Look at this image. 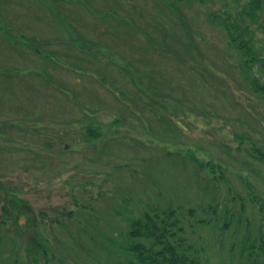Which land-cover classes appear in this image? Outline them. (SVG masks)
<instances>
[{
    "label": "rangeland",
    "instance_id": "374dc122",
    "mask_svg": "<svg viewBox=\"0 0 264 264\" xmlns=\"http://www.w3.org/2000/svg\"><path fill=\"white\" fill-rule=\"evenodd\" d=\"M157 1L0 0L1 123L6 118L19 121L40 119L42 124L37 125L38 130L25 134L12 131V135L20 138L26 135L20 143H30L36 148L37 153L50 155L51 158L50 165L43 170L38 167L43 164L38 159L30 161L28 157L22 156L17 159L16 155L0 153L1 180L8 176L4 180L7 181L9 188L18 186L22 188L23 194H20V198L36 212L35 217L39 220L42 219L41 215L44 212L48 213V218H52L56 210L74 208L73 193L80 203H94L98 215L106 221L112 220L117 228H127L132 217L144 214L149 206L174 208L182 206L180 216L190 233L189 226L191 220L194 221L189 215L190 209H197L198 214L203 216L204 213L199 207L206 209L215 198L227 201L228 184L225 182L219 185L208 184L204 178L205 174L199 172L197 163L190 156L185 155L181 158L182 155L174 154L179 149H190L199 157L208 159L202 156L199 150L202 147L204 151L224 156L216 149V145L221 141L220 136L233 130L238 132L247 128L237 120L241 117L247 122L235 101V93L240 99L246 92L245 84L240 83L243 80L235 66L239 61L238 55L225 44L222 32L206 22V11L212 8L211 5L205 4L206 8H201V4L197 3H193V7L183 5L181 14L186 21L193 24L195 30L205 34V39H194L198 45L192 54L198 60L194 69L191 64H181V71H176L174 65L167 63L169 61L165 60L164 56L154 52L145 34L147 30L154 42L163 44L164 48L176 47L171 37L166 39L155 30L163 27L162 23L156 26L153 23L160 18L164 19L168 29L170 27L164 13L156 8ZM107 11L133 20L138 19L142 25L141 31L133 34L132 38L130 34L125 35L121 32L125 28L117 24V19H102L105 18ZM136 24L140 26L138 22ZM99 25L101 29H98ZM121 33L127 39H124ZM211 40L215 45L210 43ZM100 46L103 50L111 48L123 53L118 55L115 60L117 62L110 58L104 59L103 67L107 69L105 72L100 71V74L104 75L105 81H99L96 75L95 78L92 76L95 72V64L90 61L91 57L86 58L85 55L89 50L92 53L97 51ZM46 55L53 58H46ZM126 56L136 60L137 64H131ZM162 57L164 67L159 64ZM108 63L111 66L107 67ZM210 63L216 65L221 73L233 81L230 83L226 81V86L221 81L210 78L211 76L207 74ZM80 67H82L81 73L73 70ZM133 68L136 71L142 69L146 72L159 73L161 78L163 77L161 81H179V85L174 83L176 88L180 84L186 85L189 88L188 103L190 107L193 106L195 113L192 114L184 105L177 102L183 98V95L174 90H171L173 96L167 100L161 95H153L154 93L148 96L149 99L146 96L142 97L137 91L138 88L133 86L129 88L132 89V94H128L127 103L124 104L112 92V81H116V84L119 83L118 81H130L128 72H133ZM1 69L7 70V77L15 78L16 81H5L1 76ZM30 71L33 73L28 76ZM168 71L170 74H166ZM134 74L137 76L135 71ZM18 81H23L24 84L18 85ZM35 81L41 84L50 81L49 88L52 91L56 88L60 93L53 92L48 103L43 98L33 100L28 95L37 91L35 86L31 88V84H35ZM146 81H136V83L140 88H144L147 85ZM233 82H235L234 86ZM61 88L80 93V90L85 92V88H88L97 98L103 99L100 101L106 104V108L99 110L98 115L89 120L102 133L98 140L83 144L87 138L81 136L84 132L82 129H74L71 134L63 130L61 125L66 124L71 118H81L84 113L91 114L85 109L76 108L72 99L66 101L64 93L60 91ZM82 96L89 99L92 94H82ZM56 97H61L65 106L59 101L53 103ZM153 101L157 104H153ZM87 104L89 107H98L92 105V101ZM170 108H175L173 113L180 117L179 121L182 125L180 128L169 127L174 133H168L165 129L166 141L161 144L160 139L163 138L156 137V133L161 131V128L154 126L152 131L157 132L154 136L149 135L146 133L147 130L141 127V120L147 126H151L148 121L153 125L156 117L160 114L168 115L166 110L169 109L170 113ZM134 110L143 113L140 115L141 120L138 116H132L131 112ZM261 111L259 109V113ZM205 112L221 115L224 121L211 120L210 116L205 118L203 115ZM49 113H53L52 116L55 117L53 120L60 125V127L56 125L57 129L47 126L45 118L40 117L44 114L50 116ZM117 120L119 123H116ZM124 121L126 125H123ZM184 126L187 130L183 129ZM27 128L35 129L34 126ZM7 134L10 137V134ZM69 135L70 138L65 139ZM258 136L261 137L260 133ZM102 140L110 142V146L104 151H101ZM230 140L228 138V142ZM0 143L1 146L11 144L10 141L2 139ZM78 143L85 145L80 151L77 148ZM68 144H72L74 148L64 152L62 149ZM181 153L186 154V152ZM232 157L233 159L221 157L228 168L226 180H230L234 189L246 197L244 185L238 177L241 172L246 171V167H243L244 156L233 154ZM22 160L32 162L29 170H26L23 164L25 161ZM255 166L259 169L260 177L251 180L260 185L264 192V166L261 164ZM199 178L200 188L197 186ZM85 187L86 190L83 189ZM90 194L96 198L95 201L90 200ZM246 199L245 212L251 219V224L253 222V226L258 227L255 222L261 218L262 213L259 207L249 206V200ZM112 209L113 214H111ZM0 218L4 219L2 204ZM20 222L26 223L27 219L23 216ZM243 224L241 227L247 226L245 221ZM104 226H107L105 221ZM47 227V233H50L49 226ZM98 227L104 228L101 224ZM195 230L192 239L198 246H209V250L204 255V259L208 260L205 264H241L242 262L247 264L241 259L238 247L233 256L232 240L226 238L222 240L220 237L218 239L214 229L207 226L197 225ZM233 230L234 227L231 231ZM0 232V235L4 234L5 230ZM237 235L238 239H241L242 233ZM235 241L238 242L236 239ZM0 264L8 263L3 261L1 263L0 256Z\"/></svg>",
    "mask_w": 264,
    "mask_h": 264
},
{
    "label": "trees",
    "instance_id": "16d2710c",
    "mask_svg": "<svg viewBox=\"0 0 264 264\" xmlns=\"http://www.w3.org/2000/svg\"><path fill=\"white\" fill-rule=\"evenodd\" d=\"M193 3L201 4V8H206L205 4L211 5L212 8L206 11V22L222 32L225 37V44L238 55L239 61L235 66L243 80L240 83L245 84L246 92L240 99H238V94L235 93V101H237V106L241 110V115L245 117L248 123L241 117H238L237 120L245 124L247 128L238 132L233 130L226 135L222 134L220 136L221 141L216 145V149L224 156L204 151L202 147L199 150L202 152V156L208 159L199 157L193 151H190V149H179L174 155H182L181 158H184L185 155L190 156L197 163L199 172L205 174L204 178L208 184L214 183L215 185H219L221 182L228 184L227 201L215 198L208 204L206 209L199 207L201 212L204 213L203 216L198 214L197 209H190L189 215L192 217L191 219H194V221L191 220L189 226L190 233L180 216V207L182 206L179 208L170 206L161 207L158 205L149 206L144 214L132 217L127 228H117L112 220L108 219L106 221L98 215L99 212L95 210L94 203H80L73 193L74 208L56 210L54 212L55 216H51L52 218H48V213L44 212L41 215L42 219L39 220L35 217L36 212L20 198V194H23L22 188L20 186L9 188V185L6 183L7 181L4 180L8 176L3 177V180H1L0 174V209L2 204L4 216L3 220L0 218V231L5 230V233L0 235L1 263L3 261L8 264H205L208 263V260L204 259V255L209 250V246H198L196 241L192 239V236H195V229L198 225L214 229V233L218 239L220 237L222 240L224 238L232 240V254L237 251L235 249L238 247L241 259L246 261L247 264H264V192L260 185L251 180V178L260 177L259 169L255 164L264 166V0H158L156 8L164 13V17L169 22L170 27L168 29L164 19L160 18L153 23L155 26L162 23L163 27L155 30L164 35L166 39L171 37L176 47L175 49L170 46L164 48L163 44L154 42L153 37L147 30L145 34L148 41L152 44L154 52L157 55L159 53L161 56H164L165 60L169 61L167 63L174 65L176 71H181V64H191L194 69V66L198 64V60L192 55L196 50V46H198L194 39H205V34L202 31L200 33L195 30L193 24L186 21V18L180 12L183 10V5L193 7ZM95 18L99 20L98 17L95 16ZM107 18L117 19V24L123 25V28H125L121 32L125 35L130 34L131 38L134 37L133 34L141 31L142 25L138 19L133 20L126 16L111 14L110 11H107L105 18L102 19ZM98 29H101V25H99ZM170 32L172 33L170 34ZM116 34L120 35V33ZM125 35L121 33V36L127 39ZM212 41L210 43L215 45ZM101 47L93 53L89 50L85 55H87L86 58L91 57L90 61L95 64V72L92 76L96 75L99 81H105L104 75L100 74V71L105 72L107 69L103 67L104 59L109 60L110 58L112 61H115L118 55H122L123 53L111 48L103 50ZM37 50L39 51L38 48ZM46 58L51 59L53 57L46 55ZM127 58L131 64H137L133 58H129V56ZM60 64L59 66H61ZM159 64L164 67L163 57L159 61ZM106 66L109 67L111 65L108 63ZM192 68L190 70H193ZM73 70L81 73L82 67ZM6 71L1 69L3 79L5 81H16L15 78L7 77ZM134 71L137 76L134 74ZM32 73L33 71H30L28 76ZM128 73L131 78L130 81H118V84L115 83L116 81H112V92L124 104L127 103L128 94H132V89L129 90V88H133V86L138 88L137 91L142 97L152 96L154 93L153 95H161L166 100L170 96H173L171 90H174L183 95V98L177 102L184 105L192 114L195 113L193 106L190 107L188 103L189 88L186 85L180 84L178 86L179 81H161L163 77L161 78L159 73L146 72L142 69L136 71L133 68V72ZM166 74H170V72L168 71ZM207 74L209 77L211 76L210 78L221 81L225 85L226 81L228 83L233 81L221 73L216 65H212L211 63ZM136 81H146L147 85L144 88H140ZM35 82V84H31V88L35 86L37 91L28 95L33 100H41L43 98L48 103L51 101L53 92H59L56 88L54 91L49 88L50 81H45L42 84L39 81ZM174 83L178 84V88L174 86ZM17 84L22 85L24 83L23 81H18ZM232 85L234 86L235 82ZM60 91L64 93L66 101L72 99L76 108L85 109V111L91 114L87 115L84 113L81 118H71L66 124L63 123L61 125L63 130L71 134L74 129H82L84 132L81 133V136L87 138L83 144L98 140L102 136V133L89 120L98 115L99 110L106 108V104L100 101H103V99L97 98L96 94L90 92L88 88H85V92L80 90L81 93L75 91L69 92L63 88ZM120 91H124L126 95ZM82 94H92V96L89 99H85ZM55 101H59L65 106L64 100L61 97H56L53 103ZM89 101H92V105L98 107H89L87 104ZM152 103L157 104L156 101ZM174 109L170 108V113L169 109H167L168 115L160 114L156 117L153 125L151 121L147 120L151 126H147L141 120L140 115L143 113L140 110H134L131 113L132 116L140 118L141 127L147 130V134L154 136L157 132L152 131L154 126L161 128V131L156 133V137L163 138L160 139L162 144L163 141H166L165 129L168 133H174L169 127L180 128L182 125L181 121H179L180 117L173 113ZM259 109L262 110L260 113ZM49 115L44 114L40 117L45 118L47 126L53 129H57L56 125L60 127L53 120L55 118L52 116L53 113H49ZM203 115L205 118L210 116L211 120L224 121L221 115H211L208 112H205ZM126 121H124L123 125H126ZM116 123H119V121L117 120ZM40 124H42V121L40 119L37 121L35 118L26 121L10 118L4 119L0 127V142L2 139L10 141L11 144L1 146L0 143V153L16 155L17 159H19V156L28 157L30 161L38 159V161L43 163L38 167L43 170L47 169L51 162L50 155L37 153L36 148L30 143H20L26 135L23 138L12 135V131L19 134L22 132L24 134L34 132L38 130L37 125ZM30 126H34L35 129L27 128ZM183 129L187 130L185 126ZM219 131L221 132L222 130L220 129ZM7 133L10 134V137ZM259 133L261 137L258 136ZM68 138H70V135L65 139ZM228 138L231 139L229 142ZM109 143L102 140L101 146H103L101 151L110 146ZM83 144L79 145L78 143V151H80V148H84L85 145ZM71 148L73 150L74 146L68 144L62 150L68 152ZM170 152L172 151L170 150ZM181 152H186V154L183 155ZM233 154L244 156L243 167H246V171L241 172L238 177L239 181L244 185L245 192L247 193L246 197L242 193H239L237 189H234L230 180H226L228 178L226 174L228 168L221 157L233 159ZM204 160L207 161L204 162ZM22 161H25L23 163L24 167H26V170H29L32 162ZM197 183V186L200 188V178ZM83 189L86 190V187ZM89 198L91 201L96 200L92 194H90ZM246 198L249 200V206L252 205L253 208L259 207L262 213L261 218L255 222V225H258V227H254L253 222L251 224V219L245 212L247 208ZM111 214H113V209L111 210ZM23 216L27 219L26 223L20 222ZM104 221L107 226H104ZM244 221L247 226L241 227L244 225ZM99 224L104 228L100 229L98 227ZM8 225L9 227L6 228ZM47 226H49L50 233H47ZM233 227L234 230L232 232ZM240 233H242V237L238 239L237 234Z\"/></svg>",
    "mask_w": 264,
    "mask_h": 264
}]
</instances>
